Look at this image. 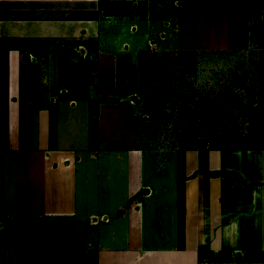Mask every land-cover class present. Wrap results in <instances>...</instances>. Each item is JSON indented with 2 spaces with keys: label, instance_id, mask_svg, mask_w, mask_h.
<instances>
[{
  "label": "crops",
  "instance_id": "1",
  "mask_svg": "<svg viewBox=\"0 0 264 264\" xmlns=\"http://www.w3.org/2000/svg\"><path fill=\"white\" fill-rule=\"evenodd\" d=\"M103 2L0 0V264H264V149L122 137L112 34L166 25Z\"/></svg>",
  "mask_w": 264,
  "mask_h": 264
},
{
  "label": "rangeland",
  "instance_id": "2",
  "mask_svg": "<svg viewBox=\"0 0 264 264\" xmlns=\"http://www.w3.org/2000/svg\"><path fill=\"white\" fill-rule=\"evenodd\" d=\"M107 1H126L120 10L166 25L161 34L151 32L160 45L148 40L146 26L132 32L124 27L128 34L118 27L112 34L119 44L111 48L126 55L119 60V96L137 112L134 124H120L118 133L132 134V143L144 149L198 148L202 141L247 148L249 102L257 98V115L264 107V75L258 74L264 49L257 48L264 37V0ZM237 68H257V75H238Z\"/></svg>",
  "mask_w": 264,
  "mask_h": 264
},
{
  "label": "trees",
  "instance_id": "3",
  "mask_svg": "<svg viewBox=\"0 0 264 264\" xmlns=\"http://www.w3.org/2000/svg\"><path fill=\"white\" fill-rule=\"evenodd\" d=\"M124 3H127V2L126 1L125 2L124 1H113L112 5L109 6L108 5L109 2H103V9H105V11L108 14H117V15L137 14V13H134L132 9H130L129 11L120 10V8L122 7ZM262 54H264V52H262ZM234 72L237 73L238 75L241 73L245 75L247 73L248 75L250 73H254L257 75V68L254 70L245 71V72H242L241 69L237 68L236 71ZM258 74L260 76L264 75V66L259 67ZM152 89L154 90V88ZM249 105L251 106V110H250L249 115L247 116L249 119H248V124L246 127V135L243 138V140L245 144L247 145L248 149H264V130L262 128L264 126V107L261 109L260 115H257V98L255 99V101L249 102ZM211 112L212 111L210 109L209 111L210 116H212V118H215L213 117V114ZM200 145H201L200 147L202 148L209 147V143L207 141L200 142Z\"/></svg>",
  "mask_w": 264,
  "mask_h": 264
},
{
  "label": "water",
  "instance_id": "4",
  "mask_svg": "<svg viewBox=\"0 0 264 264\" xmlns=\"http://www.w3.org/2000/svg\"><path fill=\"white\" fill-rule=\"evenodd\" d=\"M146 191H148V190H146Z\"/></svg>",
  "mask_w": 264,
  "mask_h": 264
}]
</instances>
